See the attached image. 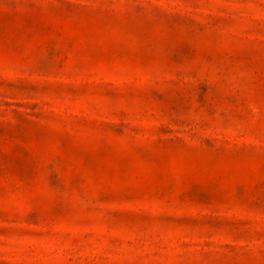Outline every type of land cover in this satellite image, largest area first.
<instances>
[{
  "label": "rangeland",
  "instance_id": "1",
  "mask_svg": "<svg viewBox=\"0 0 264 264\" xmlns=\"http://www.w3.org/2000/svg\"><path fill=\"white\" fill-rule=\"evenodd\" d=\"M0 264H264V0H0Z\"/></svg>",
  "mask_w": 264,
  "mask_h": 264
}]
</instances>
